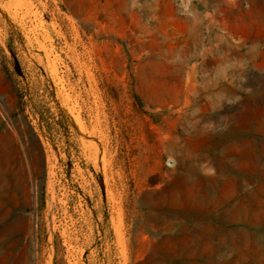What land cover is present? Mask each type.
<instances>
[{
	"label": "rangeland",
	"instance_id": "374dc122",
	"mask_svg": "<svg viewBox=\"0 0 264 264\" xmlns=\"http://www.w3.org/2000/svg\"><path fill=\"white\" fill-rule=\"evenodd\" d=\"M170 8L214 11V70L161 56L182 47L140 14ZM0 147V264H182L207 242L199 224L259 235L251 254L215 239L214 264H259L244 258L264 259V222L198 221L181 196L192 173L208 199L214 178L227 203L264 210V0H0ZM221 173L253 180L236 192Z\"/></svg>",
	"mask_w": 264,
	"mask_h": 264
},
{
	"label": "bare ground",
	"instance_id": "6f19581e",
	"mask_svg": "<svg viewBox=\"0 0 264 264\" xmlns=\"http://www.w3.org/2000/svg\"><path fill=\"white\" fill-rule=\"evenodd\" d=\"M80 123H81V121H80ZM256 155H257V153L255 154V156L251 155L248 158L247 157H244V156L239 157V158H235V162L237 161L236 159H238V160L240 159L241 160L240 161L241 164H239L238 166L241 165V166L246 167V168L252 167V170H253V167H254L256 170H258L257 169V165L259 164V157L256 156ZM1 157L6 160L5 153H3L1 151V147H0V158ZM6 164L8 165L7 160H6ZM258 168L262 169L261 167H258ZM249 170H251V169H249ZM254 172H255V170L253 171V173ZM257 172H256V174H257ZM187 174L189 176L187 178L185 177V179L182 181L184 183V185L186 186V192L182 196L181 195L180 196H181V199L184 200V203L187 205L188 208H190V209H196V211H198V213L200 212V213L209 214V213L214 212L215 214L219 215V217H221L223 219V221L226 222V223H230V222L236 221V220H244L245 221V219L247 217H250V216H252V218H256L255 222L253 221V223L250 224L251 226L256 225V224H259L260 225V224H262L264 222V220H261L260 221L258 219L259 218L258 215L260 213L261 214H264V210H262L261 208H259V209H252V210L247 209L246 210L244 208V206H243L242 201H240L239 198L238 199H232V202H229V203H227L224 199H222L218 195V192H217L218 189L215 187V186H218V187H221V186L220 185H217L218 184L217 183V180L214 181V178H213L214 191L216 193V194H214V195H216V199L214 200V205L202 206L199 203V201L201 199V189H200L201 185H200V183L202 182V179H200V177H195L194 176L195 174L194 175L192 173H190V174L187 173ZM262 174L264 175V173H262ZM222 175L224 176V179L222 178V180H223L222 183L223 184L233 185V186H230V188L233 187L232 189L234 191H236V192L238 191V188L241 186V185L238 186L239 182H241L242 185H244V184L250 183L253 180V179H249L250 181H248V180L243 179V180H240L239 181L235 177H233V179H232V178H227V176H225L224 174L221 173V177H223ZM215 178H217V176ZM182 182L180 181L179 183H181V185H182ZM202 186H206V185L205 184H202ZM205 194H206V192H205ZM1 195H2V197L4 195V197L2 199L0 198V216L4 217V215H6V205H7L6 198H8L10 200V194H8L7 192H3V193H1ZM177 196L179 197V195H177ZM171 214H169V215H171ZM242 216L245 217V218L244 219H241ZM250 219H251V217H250ZM182 230H185V228L182 229ZM3 232H4V230L2 231V233ZM6 232H7V230H6ZM189 232H192L194 234H196V233L197 234H208L209 240L207 242H205L207 244V246L214 247V249L216 251H218V252H221L222 251V254H224V253L226 254V252H227L226 249H225V245H223V244H215L214 243V240L215 239L216 240H223V237L224 236L226 238L231 239V240H234V239H238L239 240V244H235L237 246L236 248L239 249L238 255L243 250H247L248 248L252 249L251 246H253V245L256 247V249H258V245H259L258 243L253 242L256 239H259V235H257V234H252V233H249L248 231H245V230H235V231H232L230 229L229 230H227V229L225 230V229H222V228L216 226L215 224H214V226L212 224H208V225L207 224L206 225L199 224L196 227L192 228ZM165 244H167V246H168L169 249L172 248V250H177L176 248L179 245H182L183 244V241H182L181 238L172 237V238H167L166 241H165ZM247 251L249 252V250H247ZM252 251L254 252V250H252ZM257 251H259V250H257ZM249 254H251V252H249ZM261 255H263L262 252H261ZM249 256L245 257L244 260L245 261H249L250 260L252 263L264 264V259L262 258V256L256 258V257H253L254 256L253 255V256H251L252 259ZM215 261L216 262H219V260H215ZM234 261L240 262V261H242V259L238 256V257H236L234 259Z\"/></svg>",
	"mask_w": 264,
	"mask_h": 264
},
{
	"label": "crops",
	"instance_id": "0c3cea01",
	"mask_svg": "<svg viewBox=\"0 0 264 264\" xmlns=\"http://www.w3.org/2000/svg\"><path fill=\"white\" fill-rule=\"evenodd\" d=\"M208 14L210 16H208ZM140 16L144 18L146 22L153 21L154 25H156L158 28L169 31L170 41H165L163 43L164 45L182 47L175 50L168 48L166 51L161 53V56H165L166 59H173L174 57L180 55L181 59L184 58V62L192 61V59L196 56H202L203 58L200 60V67L203 70H214V51L209 54L206 49L201 48L203 46H214V11L204 13L196 8H192L191 11H185L180 8H170L168 11L158 13H150L145 11L141 13ZM205 31H209L207 36H204ZM234 154L237 156L236 158L242 156L248 158L251 155L255 156V153L252 151H241L240 149H238ZM204 187L205 186H201L200 188L201 199L199 203L202 206L214 205V200L211 198L208 199V197L205 196L206 194L204 193H207L208 189ZM256 206H261V204L258 203ZM212 213H201L197 219L198 221H203L206 219V215H210ZM258 217L260 221L264 220V214L260 213ZM244 218L245 217L243 216L241 217V219ZM208 240L209 237L207 241ZM199 244L200 245L196 247L195 245L188 246L190 249H192V251H194V253L186 263L182 264H198L195 260L197 257L205 258L210 262V264H214V259H218V254L222 253V251H216L214 247L205 245L202 239L200 240ZM203 249L208 250V253L206 254L207 256H205L203 253ZM197 250H200L199 253H197Z\"/></svg>",
	"mask_w": 264,
	"mask_h": 264
},
{
	"label": "trees",
	"instance_id": "16d2710c",
	"mask_svg": "<svg viewBox=\"0 0 264 264\" xmlns=\"http://www.w3.org/2000/svg\"><path fill=\"white\" fill-rule=\"evenodd\" d=\"M35 110L40 113L42 116L43 121L45 122L46 126L49 128V125L51 124L53 120L52 115L50 114L49 110L46 109L43 105L40 103H35Z\"/></svg>",
	"mask_w": 264,
	"mask_h": 264
}]
</instances>
